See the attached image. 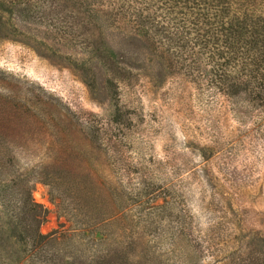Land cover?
<instances>
[{
    "label": "rangeland",
    "instance_id": "374dc122",
    "mask_svg": "<svg viewBox=\"0 0 264 264\" xmlns=\"http://www.w3.org/2000/svg\"><path fill=\"white\" fill-rule=\"evenodd\" d=\"M12 1L11 13L0 10V87L50 100L75 141L103 145L107 188L121 181L153 191L154 204L173 196L196 237L181 248L183 264H264V131L242 124L232 98L200 75L206 65L198 67L193 34L184 48L160 40L115 0ZM151 4L148 12L163 17ZM30 195L46 209L41 234L69 232L45 185L34 182ZM28 249L11 236L0 204V264H43Z\"/></svg>",
    "mask_w": 264,
    "mask_h": 264
},
{
    "label": "trees",
    "instance_id": "16d2710c",
    "mask_svg": "<svg viewBox=\"0 0 264 264\" xmlns=\"http://www.w3.org/2000/svg\"><path fill=\"white\" fill-rule=\"evenodd\" d=\"M151 1L165 10L163 17L156 19L148 12ZM115 2L117 10L154 27L155 34L162 35L160 40L184 48L183 36L188 40L193 34L189 41L197 47L198 67L206 65L200 75H210V85L232 98L233 113L243 118L242 124L249 120L253 128L264 131V0ZM14 3L0 0V10L11 13ZM53 4L47 6L46 16L59 12L60 1ZM170 21L175 22L172 36L164 30ZM102 146L75 141L50 100L18 86L2 85L0 204L11 236L29 246L28 251L43 264H183V244L196 242L193 218L183 209L176 212L173 196L154 204L159 195L153 191L135 193L121 181L107 188ZM34 182L45 185L50 199L58 200L59 210L70 222L69 232H39L46 209L31 198Z\"/></svg>",
    "mask_w": 264,
    "mask_h": 264
}]
</instances>
